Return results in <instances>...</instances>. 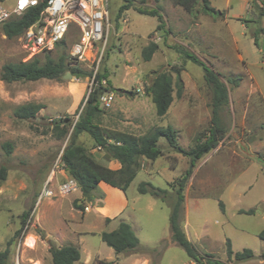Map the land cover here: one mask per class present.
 I'll list each match as a JSON object with an SVG mask.
<instances>
[{"label":"rangeland","instance_id":"1","mask_svg":"<svg viewBox=\"0 0 264 264\" xmlns=\"http://www.w3.org/2000/svg\"><path fill=\"white\" fill-rule=\"evenodd\" d=\"M132 1L135 7H160L163 29L157 30V17L140 14L134 8L119 15V7L125 2L110 0L106 43H98L92 53L87 50L78 66L88 72L97 69L105 73V81L122 90L108 91L114 95L111 107L104 108L100 103L102 126L140 136L157 127L172 126L177 133V147H170L165 138H160L161 155L154 161L141 160L139 172L126 191L130 199L127 215H134L131 223L140 241L139 250L117 254L96 230L82 236V261L89 259L90 264H96L93 261L97 255L114 264H147L149 260L148 264H182L189 259L185 250L170 239V215L178 180L190 166L183 151L194 148L197 138L210 127L212 92L204 80L203 68L183 58L184 51H188L219 74L229 90L230 101L220 113L225 129L223 140L213 153L197 161L186 182L180 224L197 249L207 252L201 255L211 254L224 264H236L226 254V241L230 240L234 252H254V259L239 264H264V241L257 237L264 230V31L260 32L264 30V17L254 22L258 16L250 0H212L214 8L226 12L222 20L203 14L192 16L173 0ZM2 2L11 7L15 0ZM78 39V30L72 27L63 44L47 50L25 34L8 38L0 28V170L4 168L6 174L4 179L0 176V252L9 246L8 264H52V246L76 243L71 223L78 210L75 203L82 199L81 191L59 193V186L69 178L60 156L70 135L57 139L51 121L67 116L75 122L93 82L87 76L5 83L1 72L5 64L34 58L43 63L47 55L56 58L65 52L68 59ZM150 42H156L159 49L150 61H145L142 52ZM172 66L183 68L182 94L177 96L175 87L174 103L166 116L159 117L145 89L161 71L170 72L176 81ZM237 77L239 85L234 86L229 80ZM104 86L110 90L108 83ZM28 103L42 104L44 108L35 119L17 118L15 110ZM77 142L97 159L103 155L88 134H81ZM5 143L13 145L10 154L3 148ZM144 182L167 190V195L156 199L139 194L138 187ZM202 182L214 185L201 189ZM45 190H50L52 196L40 200ZM122 194L101 183L93 197L106 195L114 210L113 199ZM196 194L202 198L195 206ZM252 207L254 214L242 213ZM24 213H29L26 224ZM77 216L81 222L82 215ZM92 217L86 214L82 229H88L90 223L102 226ZM30 236L35 241L33 247L25 243ZM50 236L56 244L46 240ZM131 254L138 255L142 262Z\"/></svg>","mask_w":264,"mask_h":264},{"label":"trees","instance_id":"2","mask_svg":"<svg viewBox=\"0 0 264 264\" xmlns=\"http://www.w3.org/2000/svg\"><path fill=\"white\" fill-rule=\"evenodd\" d=\"M1 2L4 0H0ZM125 3L119 7V15L123 12L134 8L138 13L157 17L160 21L157 30H162L164 27V19L161 14V8H144L135 7L132 0H123ZM255 14L258 16L259 22L261 17H264V0H250ZM176 6L181 7L185 12L192 16L203 14L215 20H222L226 17V12L216 9L212 6V0H173ZM45 2L40 3L37 7L28 9L22 16L12 17L8 22L0 26L4 35L8 38H15L24 35L27 30L39 19L43 11ZM259 32V30H257ZM256 31V35L258 32ZM264 30H260L263 32ZM255 44L257 45V37L255 36ZM63 44V40L60 42ZM60 43L57 45L59 46ZM56 45V46H57ZM159 45L156 42H150L143 49L142 57L145 61H150L153 55L158 51ZM177 52L182 53L180 48H176ZM184 59L192 61L201 66L204 71V80L211 89L212 97L210 102L211 121L210 127L205 134L197 138V143L194 148L189 151H183L184 155L189 157L190 166L182 178L178 180L176 189V202L172 207L170 215V231L171 240L181 246L188 257L191 259H199L201 255L197 248L189 241L183 231L179 215L183 206L185 196L184 189L188 178L192 175L193 169L203 156L216 149L225 136V129L222 125L220 113L229 105V90L226 84L221 80L219 74L211 70L203 61L196 55L184 51L182 55ZM79 63H74L67 54L63 52L58 57L53 58L49 55L43 63L37 58L27 62L8 63L3 66L1 72V80L5 83L21 82V81H39V80H60L67 73L76 79L91 76L93 71L88 72L78 66ZM182 67L172 66V71L177 74L176 81L173 75L168 71H161L155 74L152 83L145 89V93L151 97V100L156 108V114L159 117H164L170 110L174 101V89L177 88V96L181 95L182 83L180 73ZM107 80L105 73L97 72L94 77V84L91 92L85 100L82 112L78 119L72 122L71 117H64L52 120L51 129L57 139H64L70 135L69 142L63 149L60 156L62 169L66 172L69 178L74 179L81 191L82 199H78L75 206L79 210L85 209V202L91 201L93 192L98 184L103 182L112 187L118 188L126 192L131 183L136 178L141 160H156L161 155V150L158 148L160 138H165L170 147H177V133L172 126L157 127L145 135H135L133 133L111 129L102 126L99 117L102 113L100 108V97L106 91L122 92L120 89L113 88L111 82L106 81L109 85L108 90L103 84V80ZM240 78H232L229 82L234 85H239ZM44 108L42 104L28 103L18 107L15 110V115L21 120L35 119L37 114ZM88 134L93 141L94 147L102 152L105 157L117 160L121 164L119 170H112L101 164L92 154L88 152L84 145L77 142L81 134ZM5 152L10 154L13 151L11 143H5L3 146ZM5 169L0 170V176L5 178ZM140 194H148L158 199H162L167 195V190L156 187L151 183H141L138 187ZM81 201V204H79ZM222 205V204H221ZM223 208V205H222ZM254 214V210L242 212ZM29 213L23 214V223L26 224ZM110 219H107V223ZM20 231L17 232V235ZM257 237L264 241V230L257 234ZM102 241L117 254L131 251H138L140 241L134 233L132 227L121 222L118 229L111 232H103L101 234ZM9 246L0 252V264H8L10 258ZM52 264H76L81 259V253L78 247L66 245L61 248L52 246L50 248ZM226 254L229 259H232L236 264L248 262L254 259L255 255L251 249H244L242 252H234L230 240L226 241ZM209 258H214L211 254H205ZM97 264H113L112 262L100 260ZM208 264H224L219 260H208Z\"/></svg>","mask_w":264,"mask_h":264},{"label":"built area","instance_id":"3","mask_svg":"<svg viewBox=\"0 0 264 264\" xmlns=\"http://www.w3.org/2000/svg\"><path fill=\"white\" fill-rule=\"evenodd\" d=\"M45 2L39 19L27 30L25 35L30 41L44 49L51 50L58 43L66 38L71 28L75 27L79 32V39L72 45L70 59L74 63L84 61V54L87 50L91 53L98 43H106L107 32L110 27L109 10L110 0H15L11 7H6L0 1V26L8 22L12 17L22 16L28 9L37 7ZM98 54V50L96 51ZM101 57L98 59L100 62ZM97 69L93 72L92 82ZM103 80L102 84L105 85ZM93 86V85H92ZM114 95L106 91L100 97L104 108L111 107ZM79 190L74 179L68 178L59 186V193L67 195ZM50 197L52 192L45 190L41 195ZM89 209L85 207V211ZM209 258L203 255L199 259L189 258L182 264H208Z\"/></svg>","mask_w":264,"mask_h":264},{"label":"crops","instance_id":"4","mask_svg":"<svg viewBox=\"0 0 264 264\" xmlns=\"http://www.w3.org/2000/svg\"><path fill=\"white\" fill-rule=\"evenodd\" d=\"M174 101H175V99H174ZM174 101H173V103H174ZM213 152H214V150L212 151V153ZM97 160L101 164H103L104 166H106V167H108V168H110L112 170H119L121 168V164L117 160L109 159V158L105 157L104 154L101 155V156H99ZM250 161H251V159H250ZM262 169H263V167H262ZM101 183H103V182H101ZM101 183H99L98 186ZM104 184H106V183H104ZM106 185H108V184H106ZM202 185L204 187H202L201 189H206V187H210V186L214 185V183H209V182L204 183V182H202L201 186ZM108 186H110V185H108ZM110 187H112V186H110ZM112 188H115V187H112ZM115 189H118V188H115ZM118 190L121 193H123L122 194L123 196L122 197L121 196H117L115 199H113V202H114V204H113L114 205V210H111L110 206H111L112 203H111V200H109L108 197H106V195H104L103 198H100V197L99 198H93L91 201H89L87 203L85 202V207L86 206L89 207V209L87 211H85V210H79V209L76 210V212L73 214L72 223H71L72 224V227H73L72 233L70 231L73 239L76 241V243L72 244L73 246L78 247L79 250H80V247H81L80 244H83L82 236H84L86 234H89L90 232H96V230H99V233L100 234H102L103 232H111V231L117 230L121 222L128 223L132 227V229H133V225H132L131 222H132V219H133L134 215H133V213H129V215H127V211L130 208V199L127 196L126 192H123L120 189H118ZM184 196H185V191H184ZM201 198H202V196H199V194L194 195V203H195V206L197 205L198 201ZM156 199H158V198H156ZM184 202H185V200H184ZM253 208H255V207L246 208V209H244V212H247L249 210H254ZM131 209H133V208H131ZM182 209H183V206L181 208V211H182ZM78 213L82 215L81 222H80L79 216H77ZM86 214H93L92 219H94L95 221H99L100 223H102V226L100 224V226L97 227L96 225H92V223H90V224L87 223L88 224L87 225V228L88 229H84V228L82 229V227H83L82 224H85L84 222H85V216H86ZM245 214H247V213H245ZM180 215H181V212H180ZM247 215H252V214H247ZM117 218H120V220L116 224H113L112 221L114 219H117ZM107 219H110V222L109 223H107ZM91 220L89 219L90 222H92ZM179 220H180V218H179ZM182 229L185 232V234H186L187 238L189 239V241L195 246V244L191 240L190 235L188 234V232L184 229V227H182ZM133 231H134V229H133ZM170 239H171V231H170ZM46 240L47 241L48 240H51L53 244L55 243V240L51 236L50 237H47ZM66 244L65 245L56 244L57 246H55V247L61 248L63 246H66ZM198 252L199 253H207L206 251L205 252H201L199 250H198ZM80 253H81V251H80ZM129 256L136 257V258H140V257H138V255H135V254H131ZM140 259H141V262H142L143 259L142 258H140ZM100 260L108 261L106 259L101 258L99 255H97V257L94 259L93 263L95 262L97 264V262L100 261ZM109 262H112L114 264L113 261H109ZM148 263H150V260L148 261ZM76 264H90V263H89V259H85L84 261H82V256H81L80 261L77 262Z\"/></svg>","mask_w":264,"mask_h":264},{"label":"bare ground","instance_id":"5","mask_svg":"<svg viewBox=\"0 0 264 264\" xmlns=\"http://www.w3.org/2000/svg\"><path fill=\"white\" fill-rule=\"evenodd\" d=\"M34 238L33 237H27V239H26V241H25V243L28 245V246H30V247H33L34 246Z\"/></svg>","mask_w":264,"mask_h":264},{"label":"water","instance_id":"6","mask_svg":"<svg viewBox=\"0 0 264 264\" xmlns=\"http://www.w3.org/2000/svg\"><path fill=\"white\" fill-rule=\"evenodd\" d=\"M64 77H71V75L69 73H67ZM178 152H181L180 149H176ZM81 203V201H79V204Z\"/></svg>","mask_w":264,"mask_h":264}]
</instances>
